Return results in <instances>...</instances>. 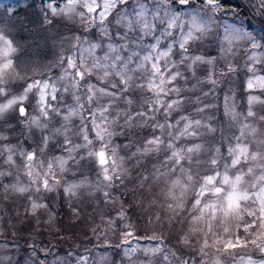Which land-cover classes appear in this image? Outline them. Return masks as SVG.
<instances>
[{"label": "snow or ice", "instance_id": "obj_1", "mask_svg": "<svg viewBox=\"0 0 264 264\" xmlns=\"http://www.w3.org/2000/svg\"><path fill=\"white\" fill-rule=\"evenodd\" d=\"M227 3L95 0L87 35L65 37L71 47L43 73L32 67L34 75L17 71L16 82H5L14 62L0 60L4 198L26 199L25 213L43 210L49 225L55 214L48 193L83 194L110 206L101 219L118 233L115 247L127 264H159L158 257L163 264H264V7L257 31L252 21L237 22ZM17 28L23 21L0 20V56L16 51ZM209 35L216 55L200 52ZM53 67L60 69L54 77ZM237 76L243 106L231 87ZM221 84L228 91L217 96ZM13 121L22 125L18 133ZM9 133L18 135L16 143ZM154 187L162 201L154 197L149 207L163 213L147 217L150 234L137 235L121 196ZM177 222L186 224L177 244L194 255L169 247L161 230ZM88 259L76 256L75 264Z\"/></svg>", "mask_w": 264, "mask_h": 264}, {"label": "rangeland", "instance_id": "obj_2", "mask_svg": "<svg viewBox=\"0 0 264 264\" xmlns=\"http://www.w3.org/2000/svg\"><path fill=\"white\" fill-rule=\"evenodd\" d=\"M31 1L0 0V20L7 23L5 22L6 18L18 11L20 13L19 20L23 21L24 29L14 30V33L19 31V39L15 41L28 47H32L39 41H44L45 46L37 50L38 55L33 57L29 54V59L34 61L35 67L55 64L60 54V48L63 47L61 41L65 37H71L73 34L87 35V33L82 29L67 30L56 20H53L52 25L45 23L48 28H44V13L41 9L46 2ZM243 4L244 0H229L225 7L234 9L239 13V16L245 21V26H247V21L256 23L254 18L249 16ZM9 7L13 8L14 11L7 12L6 9ZM48 48L52 51L51 54L46 51ZM200 52L216 55L217 49L212 46H205L200 49ZM20 55L23 56L24 52H21ZM238 59L242 64L244 58L238 57ZM59 71V68L53 67L51 68V75L54 77ZM239 79L240 77L237 76L231 87H234L237 91V103L243 106L244 100L240 98ZM228 87L227 84H221L216 95H222L220 89L227 92ZM216 102L221 103V101ZM220 115L221 113L217 112V116ZM13 124L16 126L18 133L22 125L16 124L15 121H13ZM9 137L13 143L17 142V134L9 133ZM117 142H124V138L120 137ZM25 144L26 146L30 145L32 141L25 140ZM72 178L69 173L68 179ZM3 182L7 183L8 181ZM131 187L132 185L129 184L128 188ZM158 191L159 189L154 187L151 193L137 192L135 196L130 194L121 196L125 207L128 209L129 217L136 224L137 235L150 234V230L146 228L147 217L154 215L156 212L163 213V210L155 205L149 207V202L154 197L162 201V198L158 196ZM121 192H125V189H119L116 194L120 195ZM136 200H140L141 203L137 205ZM45 201L55 214V222L52 225L47 222V212L42 210L36 216L25 213L26 199L19 198L15 194L5 199L4 194L0 192V245H7L8 254L15 255L16 264H36L37 261L39 264H56L58 258L64 261V264H75V257L79 255H87L89 257L88 264H101V256L108 258L107 264H127V258L123 256V248L118 249L115 247L120 243L118 233L106 230L105 223L101 219L102 215L111 214L112 209L110 206L105 207L83 194L80 199H70L62 190L45 194ZM74 207L79 209V216L73 213L72 209ZM184 228H186V224L182 226L177 222L170 228L165 226L161 231L169 247L179 248L182 254L191 256L195 254L196 249L181 248L177 244V235ZM140 243L147 245L156 242L141 240ZM33 249L36 250L35 256H33ZM137 257L140 261H145L142 254L137 253ZM196 259H199V257L196 256ZM157 261H159V264H163L159 257Z\"/></svg>", "mask_w": 264, "mask_h": 264}, {"label": "clouds", "instance_id": "obj_3", "mask_svg": "<svg viewBox=\"0 0 264 264\" xmlns=\"http://www.w3.org/2000/svg\"><path fill=\"white\" fill-rule=\"evenodd\" d=\"M192 2L199 6V0H192ZM90 3H95V0H47L41 11L44 13V21L47 25H52L53 20H56L67 30L82 29L84 32H88L92 27V25L88 23V5ZM243 6L247 9L249 16L254 18L256 21L260 12V7H264V4H261V0H244ZM237 22L245 23L240 16L237 17ZM253 26L257 27V30L259 31L255 22L253 23ZM211 40L212 36L209 35L205 41V46H207V42ZM61 43L63 44V47L60 48V53L67 51V49L71 47L70 40L64 39ZM13 46L16 48L14 53L10 56H0V60L7 61L8 59H12L14 62L13 67L6 70L7 75L5 77V82H7L8 77H12L13 82H16L13 74L17 71H21L26 76L34 75L35 73L31 70L32 67H35L34 61L29 59V54L33 57L38 55L37 50L43 48L45 46V42L39 41L32 47H28L27 45L14 40ZM243 48L244 45L241 44L237 51H242ZM25 49L27 50L25 51ZM21 52H24L23 56L20 55ZM17 56L21 58L20 64H16L15 62ZM239 57L241 59L244 58L243 55H240ZM36 68L39 69L40 73H43L46 66ZM8 251L7 245H0V264H16L15 255L8 254Z\"/></svg>", "mask_w": 264, "mask_h": 264}, {"label": "trees", "instance_id": "obj_4", "mask_svg": "<svg viewBox=\"0 0 264 264\" xmlns=\"http://www.w3.org/2000/svg\"><path fill=\"white\" fill-rule=\"evenodd\" d=\"M38 2H41V3H45V2H47V0H37ZM31 2H35L34 0H32ZM19 12L17 11L16 13L14 12L13 14H12V16H9L8 18H6V20H5V22H8V20H9V18H11V19H13V20H19ZM6 17V16H5ZM28 21H30V20H28ZM40 25V24H39ZM43 27L44 28H48V26L45 24V22L43 23ZM24 29V28H23ZM17 30H19V28H17ZM18 34H19V31H17V32H15L14 33V40H17V39H19L18 38ZM46 51L49 53V54H51L52 53V51L50 50V48H48V49H46Z\"/></svg>", "mask_w": 264, "mask_h": 264}]
</instances>
